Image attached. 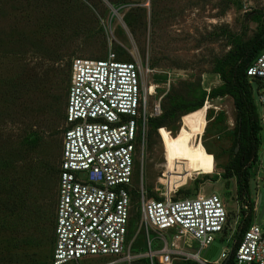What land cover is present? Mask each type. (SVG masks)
Here are the masks:
<instances>
[{
  "label": "rangeland",
  "instance_id": "rangeland-1",
  "mask_svg": "<svg viewBox=\"0 0 264 264\" xmlns=\"http://www.w3.org/2000/svg\"><path fill=\"white\" fill-rule=\"evenodd\" d=\"M263 29L264 0H0V264H50L58 175L45 174L42 164L48 155L59 170L70 64L76 58L112 54L141 64L145 87L154 86L149 106L160 99L163 110L191 102L202 92L209 95L208 105L178 124L176 116L186 108L166 118L169 131L153 130L148 120L137 172L140 177L142 171L148 196L160 183L174 181L175 174L182 181L178 190L189 192L176 197L219 196L232 230L217 234L205 249L194 244L192 250L189 242L185 249L199 250L200 259L209 264L229 253L244 211L235 178L224 177L233 158L236 112L229 95L211 93L223 89L229 54ZM38 68L43 76H28ZM249 81L262 118L258 98L264 80ZM259 140L260 159L250 169L248 195L254 203L261 195L254 215L262 214L264 231V120ZM162 173L165 182L160 181ZM140 182L141 177L137 186ZM130 218L133 252L140 254L146 251V239L138 226L137 197ZM149 239L152 250H158L156 233L149 231ZM112 259L86 256L78 264ZM173 264L200 263L181 255Z\"/></svg>",
  "mask_w": 264,
  "mask_h": 264
},
{
  "label": "built area",
  "instance_id": "built-area-1",
  "mask_svg": "<svg viewBox=\"0 0 264 264\" xmlns=\"http://www.w3.org/2000/svg\"><path fill=\"white\" fill-rule=\"evenodd\" d=\"M246 75L264 80V52L247 68ZM143 77L138 61H120L113 54L105 59L71 61L51 264H78L82 257L95 255L113 258L103 264H132L138 260L173 264L181 255L209 264L200 259L198 251L207 248L217 234L232 230L219 196L176 197L180 193L177 186L182 183L177 180L180 175L175 174L176 179L170 178L167 185L163 178L167 171L161 174L160 181L165 184L160 183L151 191L158 199L148 197L142 185V171L137 186L140 177L136 163L142 162L139 154L144 148L148 120L162 114L160 99L149 106L154 91L145 87ZM258 100L264 109V93L259 94ZM206 113L207 109L205 119ZM163 128L166 129H158L159 133ZM136 197L138 226L146 239V251L140 254L133 252L129 234ZM256 207L257 199L254 213ZM242 209L247 211L248 206L243 204ZM259 222L255 214L254 222L236 246L233 242L231 251L223 252L214 264L228 261L231 253L230 264H264V231ZM149 231L159 239L158 250H152ZM186 242L191 243L192 250L197 244L199 250L188 252Z\"/></svg>",
  "mask_w": 264,
  "mask_h": 264
},
{
  "label": "trees",
  "instance_id": "trees-1",
  "mask_svg": "<svg viewBox=\"0 0 264 264\" xmlns=\"http://www.w3.org/2000/svg\"><path fill=\"white\" fill-rule=\"evenodd\" d=\"M263 51L264 29L251 41L239 45L236 51H233L229 54L228 75L224 80L223 89H220V87V90L218 89L215 90L214 93H211V95L216 96L224 94L229 95L233 100V105L236 112V126L232 148L233 158L230 163L224 167V177L235 178L238 198L240 201H242V204H246L248 206V210L240 212L241 220L238 224L236 235L234 237V247L240 241L243 232L248 229V227L254 222L253 208L255 203L251 202L249 199V179L251 167L260 159L258 153L261 145V142L259 140V133L261 131V118L257 113L253 101V96L250 89V78L247 77L246 70L256 60V58L261 53H263ZM44 74L45 72H42L41 69L37 72H35L34 69H31V73L28 76H34L38 78L43 76ZM208 97L209 95H206L204 92H202L199 94V96L194 97L193 101L191 102H182V104L180 105L175 104L167 109L163 108V110L161 109L162 114L158 118L149 119L150 126H152L153 130L155 131L162 127L171 130L170 124L166 123V118H170V116H174L176 112L182 110V108H186L184 112H181L176 116L175 124H178L181 117L200 109L203 106L205 99L208 100ZM168 98L172 99L174 97L168 96ZM58 116H60V114H58L56 111L55 117L56 120L59 121ZM237 143H239V149L237 152H235ZM52 160L54 161L53 158ZM53 161L49 160L48 155L46 156V160H43L42 168L45 174H47L48 176L52 174L54 175L55 173H57L58 175L59 170H56L55 161ZM180 193L188 195L189 192L180 191ZM148 197L158 199V197L154 193H149ZM133 229V221L131 220L129 228L130 235H132L131 232L134 231ZM230 258H232V253L230 255ZM230 258L226 262V264H230ZM140 263L147 264L148 260H140L139 262H136V264Z\"/></svg>",
  "mask_w": 264,
  "mask_h": 264
},
{
  "label": "water",
  "instance_id": "water-1",
  "mask_svg": "<svg viewBox=\"0 0 264 264\" xmlns=\"http://www.w3.org/2000/svg\"><path fill=\"white\" fill-rule=\"evenodd\" d=\"M262 119L264 120V112H263V115H262ZM262 148H264V146ZM238 149H239V143L236 144L235 152H237ZM260 156H261V158L264 161V149L260 152ZM260 202H261V195H258V197H257V206H259ZM261 216H262V214L260 216H258V222L261 220ZM226 262H227V260L224 262V264Z\"/></svg>",
  "mask_w": 264,
  "mask_h": 264
},
{
  "label": "bare ground",
  "instance_id": "bare-ground-1",
  "mask_svg": "<svg viewBox=\"0 0 264 264\" xmlns=\"http://www.w3.org/2000/svg\"><path fill=\"white\" fill-rule=\"evenodd\" d=\"M150 91H151V93L154 91V86L153 85L150 86Z\"/></svg>",
  "mask_w": 264,
  "mask_h": 264
},
{
  "label": "crops",
  "instance_id": "crops-1",
  "mask_svg": "<svg viewBox=\"0 0 264 264\" xmlns=\"http://www.w3.org/2000/svg\"><path fill=\"white\" fill-rule=\"evenodd\" d=\"M261 118V117H260ZM261 121H262V118H261Z\"/></svg>",
  "mask_w": 264,
  "mask_h": 264
}]
</instances>
